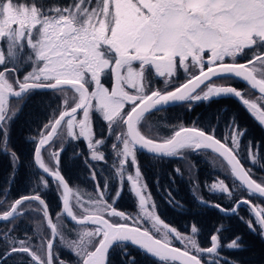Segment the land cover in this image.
<instances>
[{
    "label": "snow or ice",
    "instance_id": "obj_1",
    "mask_svg": "<svg viewBox=\"0 0 264 264\" xmlns=\"http://www.w3.org/2000/svg\"><path fill=\"white\" fill-rule=\"evenodd\" d=\"M257 46L264 48V0H72L63 7H45L41 0H0V151L9 156V183L21 165L19 154L8 148L11 124L21 102L36 90L62 97L58 116L38 129V141L28 137L34 145L29 164L40 174L38 182L43 181L44 189L48 188V178L56 184L62 211L54 222L40 194L16 198L10 210L0 214V220L22 216L19 210L35 202L38 207L30 210L42 213L50 238L46 244L41 242L45 248L43 256L29 244L31 238L10 241V249L0 258V264L14 254H26L29 264H67L54 251L57 237L75 255L76 264H111L112 250L127 257L129 244L158 264H238L221 252L225 247L242 248L239 235L222 243L225 225L215 227L208 237L209 246L203 247L196 239L201 229L195 221L187 226V233H182L161 218L144 182L137 153L187 159L188 152L211 150L222 158L220 168L230 174L232 187L219 179L207 186L210 193L232 197L233 190L239 189L249 197L264 199V180L254 179L252 170L244 167L239 156L247 129H240L235 116L229 120L222 139L216 136L219 115L216 124L197 126L194 121L192 126L179 125L167 138L148 137L140 131L146 116L162 106L186 102L191 109L195 102L217 97L236 99L264 127V51L245 63L236 62L245 50ZM226 58L232 62H226ZM26 66L30 70L21 78ZM179 70H183L185 79L177 85L174 78ZM109 75L110 89L103 82ZM155 78H164L163 90L152 87ZM214 79H240L252 90H258L259 99L246 98L244 91L231 85H216ZM11 99L18 102L15 108L10 106ZM93 113L106 122L109 136L118 127L122 131L116 132L112 144L118 158L114 174L106 177L101 187L96 170L89 166V179L96 182L95 195L85 201L73 192L59 170L66 145L62 143L59 150L48 153L55 170L46 164L43 153L54 139L83 140L91 161H104L105 155L98 148L105 139L95 138ZM255 147L258 149L259 145ZM257 154L250 153L252 163ZM129 162L134 174L125 178ZM212 163L216 167L217 161ZM174 171L182 175L178 168ZM117 178L119 186L113 194L110 186ZM125 182L136 202V213L115 206L123 195ZM198 187L192 189L198 204L215 208L225 216L238 215L240 207L246 206L253 219L238 218L250 231L258 229L264 238V206L242 196L231 208H225L198 195ZM8 191L5 190V197ZM166 200L170 205L183 207L170 190H166ZM65 216L78 226L75 239H66L61 231V217ZM177 243L181 247L175 246ZM128 264H135V257Z\"/></svg>",
    "mask_w": 264,
    "mask_h": 264
},
{
    "label": "trees",
    "instance_id": "obj_2",
    "mask_svg": "<svg viewBox=\"0 0 264 264\" xmlns=\"http://www.w3.org/2000/svg\"><path fill=\"white\" fill-rule=\"evenodd\" d=\"M45 7L59 5L61 7L69 5L72 0H41ZM254 49V48H252ZM247 49L248 54H257V51ZM27 52V49H25ZM30 70V66H26L20 73L22 78L24 73ZM194 71V69H193ZM151 75V73H149ZM105 79V78H104ZM103 79V80H104ZM185 79L183 70H179L177 77L174 78V83L183 82ZM164 78H155L151 81L153 88L162 89ZM15 99L10 100L11 106H17ZM62 107V97L55 96L52 92L45 90H36L32 95L21 102L20 110L15 116L11 124L10 136L8 140V148L14 149L20 156L21 165L16 171L14 180L12 176V168L9 163V156L3 151H0V214L10 209V205L16 198L23 195L40 194L49 206L52 216H56L60 212L61 200L57 191L56 184L50 179H47L48 188H43V181L38 182L39 173L33 171L29 161L32 156L34 145L28 140V137H33L38 141V129L42 125L58 116L59 110ZM220 116L219 126L216 128L218 132H225V128L229 120L233 116H237L236 121L241 130L247 129L243 136L239 149V156L244 163L251 162L252 154L256 155V162L250 163L253 172V178L258 182L264 180V133L260 132L258 126L254 125V120L246 117L245 110L236 103L233 99L211 100L207 103L202 101L192 105L191 109L188 103L179 102L173 105L161 107L159 110L149 113L143 126H140V131L146 136L162 139L170 137L173 131L179 125L189 126L195 121L197 126H203L211 123L216 124V117ZM94 135L96 139H105V143L98 148L105 155L104 161H91L86 141L68 142L55 139L49 148H61L62 143L66 145L65 150L60 158L59 170L62 172L66 181L71 188L77 187L85 196L95 195L96 182L89 179L91 170L94 168L97 172L99 184L103 187L104 179L110 177L115 172V166H118V160L112 151V144L115 142L116 132L122 131L116 128L111 136L108 135L106 122L96 114H92ZM144 128V129H143ZM142 133V134H143ZM249 141L252 142V147H249ZM259 145L257 149L255 145ZM2 147V145H0ZM47 151V149L45 150ZM45 151L43 155L46 156ZM81 152L82 155L76 156L74 153ZM139 165L144 177V182L148 185V189L157 205L158 214L170 226L177 228L182 233L188 232V225L195 221L201 229L197 234L196 239L203 247L208 245V237L214 231L215 227L223 224L226 229L221 232L222 243H227L236 235L242 237L240 244L242 248L229 250L226 247L221 249L224 256L235 260L238 264H264V238L257 232L250 231L247 225L242 222L238 216H244L246 219H253L249 216L246 206H241L238 215L225 216L215 208H206L200 206L193 196L192 189L198 185V195L209 202L220 203L225 208H231L233 204L241 197L250 198L252 203L264 205V199L257 196L249 197L247 192H241L239 189L233 190V196L228 197L227 194H212L208 191V187L212 181L211 172L213 168L210 165L196 163L195 179L184 176V171L181 166L180 158H154L152 155L138 151L137 153ZM88 158L86 165L85 159ZM246 165H248L246 163ZM131 167V164L130 166ZM55 169V167H53ZM179 169L182 175H178L174 170ZM158 178V179H157ZM232 187V181L226 183ZM127 185V184H126ZM116 181L110 186L111 193L116 191ZM10 189L5 197V190ZM129 186H125L123 195L119 202L115 205L118 210H123L127 213H135L136 202L132 194L129 192ZM166 190H170L177 204L183 205L182 208L176 205H170L166 200ZM111 199V197H109ZM25 207V206H23ZM31 206L27 205L24 209L29 214L28 220L19 219L14 221L0 220V258L4 257V253L10 249V241L25 240L31 238L35 229L34 220L37 217H42V213L32 216ZM136 210V211H135ZM67 224L65 232L69 237L73 238L78 230L73 222L67 218H63ZM50 231V230H49ZM32 238L29 243H33ZM181 247L180 244H175ZM127 257L121 256V252L113 249L110 253L111 264H128L131 257H135V264H158L157 260L150 255L145 254L131 244L128 245ZM59 258L72 262L74 254L69 250L58 251ZM207 259V258H206ZM30 257L26 254H14L4 259V264H29Z\"/></svg>",
    "mask_w": 264,
    "mask_h": 264
},
{
    "label": "rangeland",
    "instance_id": "obj_3",
    "mask_svg": "<svg viewBox=\"0 0 264 264\" xmlns=\"http://www.w3.org/2000/svg\"><path fill=\"white\" fill-rule=\"evenodd\" d=\"M253 51H257L258 50V52H260V51H264V48H261V47H259V46H257V47H254V49H252ZM253 55H255V54H251V56L253 57ZM250 56V57H251ZM256 67L259 69L260 68V65L259 64H257L256 65ZM195 71V70H194ZM258 76H259V73H258ZM184 77H185V74H184ZM163 86H162V90L164 89V87H165V85H164V81H163ZM175 84V83H174ZM168 90H171V88H169ZM69 95L71 96L72 95V93L70 92L69 93ZM11 106V105H10ZM11 107H13V108H15V106H11ZM80 116L82 117V113L80 114ZM143 126V125H142ZM119 128V127H118ZM120 129V128H119ZM144 129V128H143ZM143 133V132H142ZM144 135H145V133H143ZM55 140V139H54ZM53 143V142H52ZM52 143H51V145H52ZM50 145V146H51ZM49 146V147H50ZM121 147H122V144L120 145ZM49 147L47 148V151H45V154H46V156L45 155H43L44 156V159H45V162H46V164H48L51 168H53V165H54V161H53V159H52V157H50L49 156ZM56 148H58V147H56ZM56 148H54V149H56ZM113 151V150H112ZM88 153H89V151H88ZM89 156H90V153H89ZM186 156H187V159H181V161H180V163H181V166H182V169H183V171H184V176H187V177H189V178H196L195 177V166H193V165H195L196 164V162L194 161V162H192L191 163V157H190V155H189V153H186ZM117 160H118V158H116ZM130 166V162H129V164L127 165V171H126V173H125V178H126V176L128 175V174H134V169H133V167L131 166V167H129ZM217 167V169L216 170H219L220 172H222V171H227L226 169H224V168H220V166H216ZM218 180V179H217ZM231 182V181H230ZM225 183H228V182H225ZM127 184V182H125V184H124V188H125V186H129L128 184ZM119 186V180H118V178H117V180H116V186L115 187H118ZM117 189V188H116ZM72 190H73V192L75 193V194H79L80 196H81V198L83 199V200H87L88 198H89V196H84L83 195V193H81V191L79 190V188H77V187H73L72 188ZM27 205L28 204H26V205H24L25 207H22L19 211H22L23 212V215L21 216V215H17L16 217H14V218H12V219H14V221H18L19 219H24V220H28L29 219V214L28 213H26V211L24 210L26 207H27ZM29 206H31V208H35V207H38V205L34 202L32 205H29ZM261 206H264V205H261ZM76 212H77V214H80V210L78 209V208H76V209H74ZM136 210L138 211V209H137V206H136ZM135 210V211H136ZM62 211V209L60 208V212ZM136 211V212H137ZM33 213H32V216L34 215V214H37V216H38V213L39 212H36V211H32ZM135 212V213H136ZM52 216V215H51ZM52 218H53V221L54 222H57L56 221V216L54 217V216H52ZM63 218H66V217H61V222H62V227H61V231H62V233H63V235L66 237V239H69V240H71V239H75L76 238V236H74L73 238H71V237H69L68 236V234L65 232V229H67L66 228V226H67V224L65 223V221H64V219ZM29 221H30V219H29ZM31 222V221H30ZM33 223H35V225H34V229H35V231L36 232H34V234L33 235H31V238H32V241H34L33 243H29L30 245H33V246H35V249L34 250H36L37 251V253L38 254H40V255H45V248L44 247H42L41 246V242L42 241H44V243L46 244V239L47 238H50V231H49V229L47 228V226H46V221H44V219L43 218H41L40 217V215H39V217H37L36 218V220H34V222ZM76 228H78V227H76ZM78 231V230H77ZM76 233V232H75ZM74 233V234H75ZM55 248H54V251L55 252H57L58 253V251L60 252V250H68L63 244H61V242H60V239H59V237H57L56 238V241H55ZM75 256V255H74ZM74 259V261H72V262H67V264H76V257H74L73 258Z\"/></svg>",
    "mask_w": 264,
    "mask_h": 264
},
{
    "label": "flooded vegetation",
    "instance_id": "obj_4",
    "mask_svg": "<svg viewBox=\"0 0 264 264\" xmlns=\"http://www.w3.org/2000/svg\"><path fill=\"white\" fill-rule=\"evenodd\" d=\"M251 54H248L247 52H245V54L241 57H238L236 62L238 63H245L248 59H251L252 56ZM226 62H232L231 58H226ZM138 66V65H137ZM103 82L105 83V85L110 89L111 88V78H110V75L105 77V79L103 80ZM213 83L216 84V85H231V86H234L236 87L237 89L239 90H242L245 92L246 94V98H249V99H254V100H258L259 99V96L260 94L255 91V90H252L250 88V86H248L244 81L240 80V79H214L213 80ZM224 100V99H233L236 103H238L244 110L245 108L234 98H230V97H217V98H212L210 99L209 101L211 100ZM207 101V102H209ZM203 103H207L205 101H202ZM197 102L193 103L192 105L196 104ZM264 103V102H262ZM246 117L250 116L253 120H254V125L255 126H258L260 132L264 133V127H262L258 121H256V119L250 115V113L248 111H246ZM236 119H237V116L235 115ZM189 126H192V123H190ZM223 135H224V132H218L216 130V136L217 138H220L222 139L223 138ZM60 149V148H59ZM58 149V150H59ZM50 151L52 150H57V149H54V148H49ZM190 157H191V163L192 162H196V163H199V164H203V165H210L213 170L211 172V178H212V181H216L217 179H223L225 182H230L232 181V178L230 176V174L228 173V171H222L220 172L219 170H216L217 167H213V163L212 161H217V165L216 166H220L219 164V161L222 159V158H219L217 156V154L213 153L211 150H208L207 152H204V153H192V152H188ZM242 161V164L244 165L245 168H249L251 169V166L249 165L251 162L250 161H247L246 163L248 165H246V163ZM53 167H55V162H54V165ZM54 169V168H53ZM55 170V169H54Z\"/></svg>",
    "mask_w": 264,
    "mask_h": 264
},
{
    "label": "water",
    "instance_id": "obj_5",
    "mask_svg": "<svg viewBox=\"0 0 264 264\" xmlns=\"http://www.w3.org/2000/svg\"><path fill=\"white\" fill-rule=\"evenodd\" d=\"M246 83V82H245ZM255 91H257L258 92V90H255ZM259 93V92H258ZM166 106H168V105H166ZM162 107H164V106H162ZM67 182V181H66ZM68 183V182H67ZM61 209H62V203H61ZM10 210V209H9ZM66 217V216H65ZM68 220H70L69 218H67ZM138 248V247H137ZM139 249V248H138Z\"/></svg>",
    "mask_w": 264,
    "mask_h": 264
},
{
    "label": "bare ground",
    "instance_id": "obj_6",
    "mask_svg": "<svg viewBox=\"0 0 264 264\" xmlns=\"http://www.w3.org/2000/svg\"><path fill=\"white\" fill-rule=\"evenodd\" d=\"M61 203H62V201H61Z\"/></svg>",
    "mask_w": 264,
    "mask_h": 264
}]
</instances>
